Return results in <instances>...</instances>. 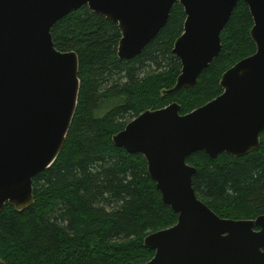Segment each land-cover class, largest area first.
<instances>
[{
  "label": "water",
  "instance_id": "obj_1",
  "mask_svg": "<svg viewBox=\"0 0 264 264\" xmlns=\"http://www.w3.org/2000/svg\"><path fill=\"white\" fill-rule=\"evenodd\" d=\"M240 0H0V212L34 202L33 179L57 160L79 100L80 61L57 49L51 30L72 11L89 8L118 23V55L132 59L167 24L180 3L183 34L173 52L182 63L174 90L198 83L222 50V32ZM254 19L256 52L227 70L217 98L182 114L177 102L146 110L113 137L141 153L177 223L149 234L155 251L143 264H264V214L223 218L195 191L187 158L205 151L242 157L259 148L264 132V0H244ZM0 264L5 262L0 261Z\"/></svg>",
  "mask_w": 264,
  "mask_h": 264
},
{
  "label": "trees",
  "instance_id": "obj_2",
  "mask_svg": "<svg viewBox=\"0 0 264 264\" xmlns=\"http://www.w3.org/2000/svg\"><path fill=\"white\" fill-rule=\"evenodd\" d=\"M184 7L132 59L118 55V23L85 5L55 23L57 49L79 56L77 110L57 160L33 179L34 202L0 212V261L5 264H143L155 251L146 237L174 226L178 214L164 202L141 153L113 137L146 110L175 102L187 114L222 94L223 74L256 52L254 19L240 0L222 32V50L198 83L174 90L182 63L174 54L183 34ZM187 162L196 168L199 199L223 218L264 214V132L258 149L242 157L205 151Z\"/></svg>",
  "mask_w": 264,
  "mask_h": 264
}]
</instances>
